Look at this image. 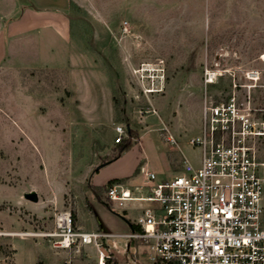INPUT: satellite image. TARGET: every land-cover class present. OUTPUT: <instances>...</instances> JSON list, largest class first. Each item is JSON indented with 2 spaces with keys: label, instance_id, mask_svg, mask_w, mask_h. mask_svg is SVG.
Returning a JSON list of instances; mask_svg holds the SVG:
<instances>
[{
  "label": "rangeland",
  "instance_id": "rangeland-1",
  "mask_svg": "<svg viewBox=\"0 0 264 264\" xmlns=\"http://www.w3.org/2000/svg\"><path fill=\"white\" fill-rule=\"evenodd\" d=\"M22 3L0 0V31ZM69 6L66 45L10 39L0 60V264H95L38 233L53 230L55 212L65 208L84 230L129 232L137 210L112 208L106 185L133 186L142 166L164 179L173 165L200 158L189 139L201 132L205 100L235 93L264 120V0ZM205 66L221 73L207 86ZM251 71L257 81L247 78ZM116 125L126 130L120 143ZM248 145L264 175V135ZM29 191L38 201L24 196ZM110 243L114 264H154L140 240Z\"/></svg>",
  "mask_w": 264,
  "mask_h": 264
},
{
  "label": "built area",
  "instance_id": "built-area-1",
  "mask_svg": "<svg viewBox=\"0 0 264 264\" xmlns=\"http://www.w3.org/2000/svg\"><path fill=\"white\" fill-rule=\"evenodd\" d=\"M219 75L205 66V85ZM246 76L257 81L259 72ZM115 132V142H122L125 128L116 125ZM260 135L264 120H255L235 93L215 102L205 100L201 132L189 139L201 151L198 165L185 158L182 170L163 180L142 166L144 183L133 187L115 180L106 185L112 208L126 211L134 204L137 213L131 224L136 229L84 230L65 208L55 212L53 230L38 234L50 237L55 248L85 255L95 264H114L110 242L119 237L140 240L154 264H264V175L248 145ZM166 139L175 145L173 135Z\"/></svg>",
  "mask_w": 264,
  "mask_h": 264
},
{
  "label": "crops",
  "instance_id": "crops-1",
  "mask_svg": "<svg viewBox=\"0 0 264 264\" xmlns=\"http://www.w3.org/2000/svg\"><path fill=\"white\" fill-rule=\"evenodd\" d=\"M69 7V0H23L16 17L8 20L0 31V60L5 54L6 41L10 39L34 35L36 38L39 36L44 42L53 40L57 44L66 45L70 35ZM46 47L54 46L47 45ZM187 159L194 165L199 164V157L198 159ZM172 168V174L164 179L170 178L182 170V167L179 168L175 165ZM141 176L142 180L132 184L133 187L145 182L144 176L142 174ZM129 221L131 225V218Z\"/></svg>",
  "mask_w": 264,
  "mask_h": 264
},
{
  "label": "water",
  "instance_id": "water-1",
  "mask_svg": "<svg viewBox=\"0 0 264 264\" xmlns=\"http://www.w3.org/2000/svg\"><path fill=\"white\" fill-rule=\"evenodd\" d=\"M24 196L32 201H38V194L36 191H29L24 194Z\"/></svg>",
  "mask_w": 264,
  "mask_h": 264
},
{
  "label": "trees",
  "instance_id": "trees-1",
  "mask_svg": "<svg viewBox=\"0 0 264 264\" xmlns=\"http://www.w3.org/2000/svg\"><path fill=\"white\" fill-rule=\"evenodd\" d=\"M130 147V143L128 142L127 144H125V145H123L121 148H120V151H123V150H126V149H128ZM112 181H114V180H111L110 182H112ZM131 227L132 228H137L134 224H131Z\"/></svg>",
  "mask_w": 264,
  "mask_h": 264
}]
</instances>
